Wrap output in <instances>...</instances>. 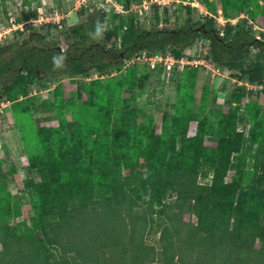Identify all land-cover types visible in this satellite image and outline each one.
<instances>
[{"label": "rangeland", "instance_id": "1", "mask_svg": "<svg viewBox=\"0 0 264 264\" xmlns=\"http://www.w3.org/2000/svg\"><path fill=\"white\" fill-rule=\"evenodd\" d=\"M111 2L34 0L28 6L24 0H0V41H12L27 22L45 28L56 24L59 28L53 29V35L65 48L64 34L70 27L104 8L108 16L97 40L118 44L112 35L119 22L115 14L126 13ZM184 2L172 0L168 10L143 9L148 10V19L139 15L138 20H147L149 27H177L188 16ZM199 3L189 15H212L221 31L246 18L264 39V0ZM34 13L37 18L23 21L26 14ZM203 42L208 40L200 35L197 49L187 50L189 54H198ZM258 52L253 48V55ZM139 54L132 60L121 59L118 70L103 76L91 71L37 78L28 85V94L20 95L23 102L15 110L12 101L1 102L0 235L21 237L49 261L77 264L82 261L77 252L65 253L64 245L54 239L59 213L74 200L92 206L104 198H117L128 201L124 211L136 214L138 222L147 226L136 238L148 250L144 264H181L180 253L191 259L196 251L190 243H180L168 216H181L193 229L199 224L190 201L195 194L190 189L196 186L203 202L214 206L207 215V232L224 231L227 223L248 238L264 230V170L256 182L259 194L244 185L256 171L257 152L264 163V149H258L264 134V86L215 65L159 72L143 57L135 58ZM235 146L240 150L234 151ZM165 175L175 179L174 186L153 187L152 182L160 183ZM180 177L185 179L177 180ZM191 178L192 183H186ZM45 182L49 185L34 188ZM234 188L236 210L232 213L222 206L224 212L220 211L219 201ZM179 223L177 219L176 227ZM126 252L131 254L130 249Z\"/></svg>", "mask_w": 264, "mask_h": 264}, {"label": "trees", "instance_id": "2", "mask_svg": "<svg viewBox=\"0 0 264 264\" xmlns=\"http://www.w3.org/2000/svg\"><path fill=\"white\" fill-rule=\"evenodd\" d=\"M33 1L24 0V3L29 6ZM117 1L128 8L131 4L142 3L144 0ZM183 1L188 16L177 27H149L147 20L145 22L138 20L139 15H144L148 19L146 11L130 10L124 12L126 14L116 13L115 17L119 22L114 26L112 35L114 34L119 43L111 46L104 39L97 40V34L103 31L105 18L108 16L104 8L99 7L100 12L93 16L94 19L81 20L80 23L70 27L69 34H64L67 41L65 48L53 35V29H58V25L49 24V27L45 28L27 22L26 28L19 30L12 41H0V103L5 99L10 100L15 110L23 102L19 100L20 95L26 96L28 85L37 78L85 75L91 71L103 76L118 70L121 59L132 58L133 55L143 51L150 54L156 51L165 53L171 51L176 57H181L185 53L191 55L187 50L196 44L200 35L208 40L207 43H202L201 56L207 58L217 68L231 70L232 75L240 79L264 86V39L262 36H257L253 26H248V20L241 17L235 24L229 23L221 31L212 15L207 14L198 18L189 15L195 6L187 0ZM167 6L153 3L150 11L153 9L159 11L161 8L168 10ZM26 15L27 17L21 20L37 18L38 14ZM195 20L198 25H194ZM253 48L259 49L256 55H253ZM190 67L204 66L187 65L185 69ZM155 70L165 71L164 68ZM240 109L239 105L237 110ZM214 112L218 110H213ZM238 136L241 140L243 133L239 132ZM258 149H264V134L258 142ZM239 150L240 147L234 149V151ZM261 155L260 152L255 154L256 171L248 182H244L245 187L254 195L260 192L256 182L261 176L260 170H264ZM192 178L186 183H192ZM184 179L180 177L177 180ZM174 180L165 175L160 183L152 182V185L167 189L170 185L174 186ZM34 185V188L41 189L42 186L49 184L45 182ZM183 190L186 191V188L184 187ZM190 191L195 193L190 197L192 198L190 201L194 203L199 215V224L197 226L194 224L193 229L190 228L192 224L189 222H182L181 216L180 218L172 214L168 216L172 227L182 239L179 240L180 243H190L196 251V256L191 259L181 251L179 255L181 264L264 262L262 259L264 230L255 234L253 238H248L239 235L237 230L230 229L227 223L224 231L214 228L207 232L206 226L209 223L207 215L213 212L214 206L210 202H203L202 192L198 186L191 188ZM236 195V188L228 195H224L219 201L220 211H223L222 206H224L233 213L236 210ZM125 203L129 202L117 198H104L91 206L88 202L74 200L72 206L65 207L59 213L58 220L54 224L56 230L54 239L64 245L65 253L72 250L77 252V257L82 259V261L78 259L77 264H144L143 255L147 257L148 250L141 247V243L136 238L141 236L147 226L138 222L140 219L136 214L124 211ZM177 219L180 222L179 227H176ZM167 231L169 227H166ZM0 239L3 244L0 250V264H64L60 259L47 260L27 247L21 237L3 233ZM128 249L131 250L129 255L126 252ZM101 259L104 261H100Z\"/></svg>", "mask_w": 264, "mask_h": 264}, {"label": "built area", "instance_id": "3", "mask_svg": "<svg viewBox=\"0 0 264 264\" xmlns=\"http://www.w3.org/2000/svg\"><path fill=\"white\" fill-rule=\"evenodd\" d=\"M112 4L111 6L117 7V10H121L122 12L130 11V10H139L140 12L143 11H148V10H143V9H150L151 5L153 3H157L160 5H169L172 0H144L141 4V8L138 7V4H131L128 8L124 6V4L120 2H115L116 0H111ZM193 6L198 7L200 5L198 0L195 1H189ZM42 17V16H41ZM49 18V17H48ZM51 21V19H50ZM260 37V36H258ZM194 49H197V44L193 46ZM138 57L139 59L141 57L144 58V60L149 64V67L151 69H159V68H164L167 71L171 70H184L187 65L191 66H198V65H203L206 67H210V65L213 67L212 62H210L207 58L204 56L200 55V52L198 54H191L188 55L185 53V55L181 57H176L174 53L171 51L165 53L163 51H156L155 53H148L147 51H143L142 54L135 56V58ZM127 60V59H126ZM132 60V58H130ZM176 67V68H174ZM220 70V68H217Z\"/></svg>", "mask_w": 264, "mask_h": 264}, {"label": "bare ground", "instance_id": "4", "mask_svg": "<svg viewBox=\"0 0 264 264\" xmlns=\"http://www.w3.org/2000/svg\"><path fill=\"white\" fill-rule=\"evenodd\" d=\"M1 104V103H0Z\"/></svg>", "mask_w": 264, "mask_h": 264}]
</instances>
